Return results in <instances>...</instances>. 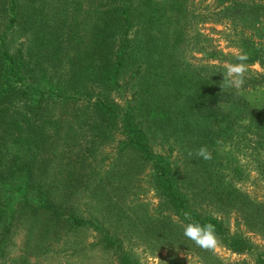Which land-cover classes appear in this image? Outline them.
I'll return each mask as SVG.
<instances>
[{
    "label": "trees",
    "instance_id": "16d2710c",
    "mask_svg": "<svg viewBox=\"0 0 264 264\" xmlns=\"http://www.w3.org/2000/svg\"><path fill=\"white\" fill-rule=\"evenodd\" d=\"M87 1L0 0V264H30L42 251L62 247L75 255L95 248L114 264H141L123 243L133 233L175 244L198 261L214 260L184 236L185 212L215 224L220 246L248 259L241 264H264V247L229 235L222 219L203 209H259L228 190L230 184L223 186L228 165L217 152L240 127L246 145L264 154V111L228 87L221 69L207 73L206 66L180 56L179 31L157 37L162 26L179 23L171 17L181 7L172 4L181 3L90 0L84 6ZM240 5L221 0L218 6L250 19L263 16L264 6ZM13 30L27 37L25 53L8 41ZM245 34H239L236 55L206 56L236 63L246 52L247 63L262 70L248 87L264 83V50L246 43L252 35ZM156 138L167 144L166 153L153 150ZM114 139L115 157L105 166L97 154ZM172 142L176 159L170 157ZM205 145L210 160L195 155ZM143 168L158 204L146 217L132 218L124 197ZM226 170L240 176L231 166ZM122 222L127 226L121 233ZM81 233L91 241L79 242ZM15 238L23 255L7 259L5 246Z\"/></svg>",
    "mask_w": 264,
    "mask_h": 264
},
{
    "label": "rangeland",
    "instance_id": "374dc122",
    "mask_svg": "<svg viewBox=\"0 0 264 264\" xmlns=\"http://www.w3.org/2000/svg\"><path fill=\"white\" fill-rule=\"evenodd\" d=\"M90 1V0H89ZM89 1L83 3L88 6ZM104 1V0H103ZM101 1V2H103ZM134 4H139L141 0H134ZM159 5H167L165 0H153ZM170 1V0H168ZM237 4H241L237 9L243 10L250 6L261 5L264 3L257 0H234ZM179 2L181 10L178 15H172L171 18L178 16V22L175 24L162 26L160 35L157 37L171 36L174 32L171 28L181 33L182 49L180 56L185 57L193 66H206L207 73L221 69L220 73L224 75L226 71V62L208 58V53L218 52L222 55H236L237 41L241 31H244L246 36L252 35V39H246V43H252L264 50V11L263 16L250 19L247 16L242 17L238 13L230 11L223 12L218 6L221 0H173ZM91 3V2H90ZM96 4V2H95ZM218 7V8H217ZM184 9V11H183ZM84 10V9H83ZM182 11V12H181ZM171 15V14H169ZM183 15H189L188 18ZM249 33V34H248ZM8 41H11L13 48L21 47L23 53L28 50L29 41L27 37L19 30H13L8 36ZM23 55V54H22ZM24 56V55H23ZM249 69L245 74V83L252 84L253 79H256L255 74L262 73L260 67L255 63H248ZM205 73L206 75H208ZM211 76V75H208ZM248 81V82H247ZM241 98L245 100L249 106L258 112L264 111V83L254 84L252 86L237 89ZM167 134H174L169 129ZM233 140L229 144L220 147L217 153H220L227 163V167L222 173L223 186L229 185L236 191L244 194L251 203L259 207L258 210L239 209L236 206H221V204L208 205L205 208L206 213L212 217H220L228 227L229 235H240L253 246L264 247V154L262 151L251 149L250 145H246L248 135L245 129L238 127L233 133ZM172 138V137H170ZM117 139L101 149L97 158H104L102 164L105 166L110 164L116 151ZM152 148L156 152L166 153L168 147L163 140L156 138L153 140ZM58 148V147H57ZM172 149L170 157L176 159L179 153L178 146L175 143L169 144ZM228 161V162H227ZM225 165V163H224ZM229 166L240 172L239 177H235L231 172L226 170ZM138 172V171H137ZM134 177L128 185V192L125 193L123 206L126 209V214L129 217H146L154 207L158 204L154 198L153 192L150 190L144 181V170ZM221 172V171H220ZM206 202V201H202ZM236 208V209H235ZM125 214V213H124ZM125 217L128 219L127 215ZM126 224L122 222L119 231H126ZM24 226L21 225L20 229ZM81 243L90 242L91 237L87 234H79L77 237ZM123 243L126 244L131 251L134 252L141 264H241L248 262L244 255L237 256L219 246L214 251V260L198 261L195 257L187 254L179 246L169 244L167 242H155L149 240V235H138L133 233L131 236H126ZM24 249L20 244V240L15 238L5 246L4 256L8 258L17 255H23ZM42 255L34 261L31 258L30 264H114V261L109 253H105L95 248L85 249L77 252V255L62 247L57 252L42 251ZM159 259V260H158Z\"/></svg>",
    "mask_w": 264,
    "mask_h": 264
},
{
    "label": "clouds",
    "instance_id": "9594fccd",
    "mask_svg": "<svg viewBox=\"0 0 264 264\" xmlns=\"http://www.w3.org/2000/svg\"><path fill=\"white\" fill-rule=\"evenodd\" d=\"M249 56L246 52L241 51L236 56V63H227L226 71L223 75V81L228 87L242 89L245 85V74L249 69L247 61ZM189 155H192L190 152ZM195 155L204 160L212 159V153L208 147L201 146L195 151ZM188 222L184 224L183 234L186 238L193 241L198 247L203 250L214 251L221 242L217 235L216 225L211 222L201 223L198 220L191 218L190 213H184ZM159 260V259H158Z\"/></svg>",
    "mask_w": 264,
    "mask_h": 264
}]
</instances>
